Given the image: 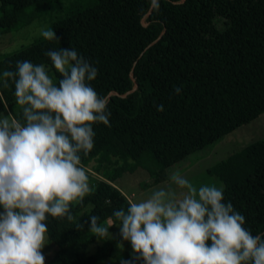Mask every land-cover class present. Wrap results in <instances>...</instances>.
<instances>
[{
  "label": "trees",
  "instance_id": "obj_1",
  "mask_svg": "<svg viewBox=\"0 0 264 264\" xmlns=\"http://www.w3.org/2000/svg\"><path fill=\"white\" fill-rule=\"evenodd\" d=\"M51 1L0 0V39L31 25ZM158 3L73 0L59 7L63 16L52 25L60 39L40 37L0 58V115L22 120L14 80L3 72L22 61L54 67L45 53L61 47L98 68L91 86L110 97L109 126L94 124V147L80 154L92 191L70 206L74 220H46L57 250L45 264H142L119 233L100 238L88 227L93 215L105 225L115 210L127 209L116 182L139 168L164 181L167 169L264 113V0ZM209 173L223 184V202L245 217L244 227L264 234V137Z\"/></svg>",
  "mask_w": 264,
  "mask_h": 264
},
{
  "label": "clouds",
  "instance_id": "obj_2",
  "mask_svg": "<svg viewBox=\"0 0 264 264\" xmlns=\"http://www.w3.org/2000/svg\"><path fill=\"white\" fill-rule=\"evenodd\" d=\"M151 5L158 9V0ZM37 31L46 41L60 39L54 29ZM45 55L58 82L46 65L30 61L3 72L14 80L22 120L0 118V264H45L46 220H74L70 206L92 191L80 154L94 147V124L109 126L110 97L90 83L98 68L70 47ZM223 201V186H196L177 170L147 198L115 210L106 226L95 215L87 223L106 238L119 221L120 239L142 264H264V234L253 235Z\"/></svg>",
  "mask_w": 264,
  "mask_h": 264
},
{
  "label": "rangeland",
  "instance_id": "obj_3",
  "mask_svg": "<svg viewBox=\"0 0 264 264\" xmlns=\"http://www.w3.org/2000/svg\"><path fill=\"white\" fill-rule=\"evenodd\" d=\"M73 0H53L48 4V8L43 10V15L36 19L31 25L26 28L11 32L0 39V58L10 54L20 48H24L39 39V28L52 29L53 23L63 16L59 7H65ZM49 74L55 76L54 67L48 66ZM8 117V114L3 113L0 118ZM11 119V118H10ZM264 137V113L250 122L243 124L217 140L216 142L206 146L204 149L198 150L185 158L179 164L167 169V179L161 182H154L149 172L143 168H139L133 173H125L116 183L117 186L124 191L130 199L141 200L147 198L151 190L155 187L162 186L169 180V176L173 171H180L181 174L193 182L194 185L200 186L203 184H215L217 187L223 186L222 182L216 176L211 175L209 170L219 162L229 157L234 152H237L247 145L256 142ZM92 175L99 177L96 173L89 170ZM116 225L109 235L118 234ZM42 253L45 258V263L49 261L55 254L57 246L51 242L47 233ZM94 251V245L90 247ZM129 252L133 253L129 245ZM100 264H117L109 259L100 262Z\"/></svg>",
  "mask_w": 264,
  "mask_h": 264
},
{
  "label": "crops",
  "instance_id": "obj_4",
  "mask_svg": "<svg viewBox=\"0 0 264 264\" xmlns=\"http://www.w3.org/2000/svg\"><path fill=\"white\" fill-rule=\"evenodd\" d=\"M123 193L129 198V196L123 191ZM129 200H130V198H129Z\"/></svg>",
  "mask_w": 264,
  "mask_h": 264
}]
</instances>
